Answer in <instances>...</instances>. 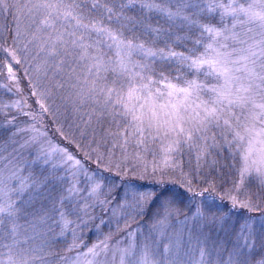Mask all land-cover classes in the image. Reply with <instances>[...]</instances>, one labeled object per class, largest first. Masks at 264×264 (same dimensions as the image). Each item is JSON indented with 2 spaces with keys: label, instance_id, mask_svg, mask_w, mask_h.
Wrapping results in <instances>:
<instances>
[{
  "label": "snow or ice",
  "instance_id": "obj_1",
  "mask_svg": "<svg viewBox=\"0 0 264 264\" xmlns=\"http://www.w3.org/2000/svg\"><path fill=\"white\" fill-rule=\"evenodd\" d=\"M0 264H264V0H0Z\"/></svg>",
  "mask_w": 264,
  "mask_h": 264
},
{
  "label": "trees",
  "instance_id": "obj_2",
  "mask_svg": "<svg viewBox=\"0 0 264 264\" xmlns=\"http://www.w3.org/2000/svg\"><path fill=\"white\" fill-rule=\"evenodd\" d=\"M69 148H70V150H71V146L69 145Z\"/></svg>",
  "mask_w": 264,
  "mask_h": 264
}]
</instances>
